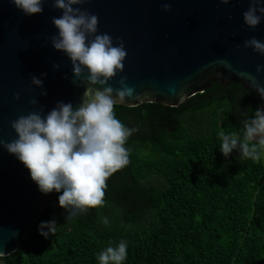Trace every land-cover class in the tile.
I'll return each mask as SVG.
<instances>
[{"label": "trees", "instance_id": "trees-1", "mask_svg": "<svg viewBox=\"0 0 264 264\" xmlns=\"http://www.w3.org/2000/svg\"><path fill=\"white\" fill-rule=\"evenodd\" d=\"M253 92L218 82L175 107L117 104L135 131L129 164L107 178L105 204L68 215L58 196L2 264H99L98 253L128 242L124 264H264V160L219 151V133H242ZM107 216L109 224H103ZM55 219L44 238L41 221Z\"/></svg>", "mask_w": 264, "mask_h": 264}, {"label": "water", "instance_id": "water-1", "mask_svg": "<svg viewBox=\"0 0 264 264\" xmlns=\"http://www.w3.org/2000/svg\"><path fill=\"white\" fill-rule=\"evenodd\" d=\"M163 3H171L170 12L162 10ZM52 4L45 0L41 14L25 16L10 0H0V139H15L11 121L41 106L42 115L59 100L78 106L86 87L73 85L70 59L51 45L58 31L52 17L62 15ZM248 6L249 0L226 5L220 0H87L79 7L98 16L97 34H109L114 43L117 37L124 41V69L109 83L119 88L121 76H126L138 99L123 105L175 107L211 83L226 87L236 82L253 92L264 110V99L251 88L252 76L264 85V73H256L264 56L243 46L252 37L264 41V21L255 29L246 26L243 12ZM41 73H47L42 78L44 96L31 84V76ZM15 93L19 99H14ZM33 99L38 103L31 104ZM56 194L41 193L24 164L0 147V257L19 248Z\"/></svg>", "mask_w": 264, "mask_h": 264}, {"label": "clouds", "instance_id": "clouds-1", "mask_svg": "<svg viewBox=\"0 0 264 264\" xmlns=\"http://www.w3.org/2000/svg\"><path fill=\"white\" fill-rule=\"evenodd\" d=\"M10 2L25 16H32L43 12L45 0ZM229 2L220 0L225 5ZM85 3L87 0H53L52 4L62 10V15L52 17L58 31L51 37V45L70 59L73 85H86L79 105L59 100L43 115L41 106L40 111L11 121L15 139H0V147L24 164L41 193H61L58 203L68 213L66 220L105 204L107 178L129 164L125 145L137 131L120 121L115 112L117 104L138 99L135 87L128 86L126 76H121L119 88L114 89L109 83L124 69L127 55L124 41L117 37L114 43L109 34H97L98 16L79 7ZM161 7L165 12L172 9L171 3H163ZM243 21L252 29L264 21V0H249ZM243 46L264 56V41L252 37ZM53 67L59 69L60 65ZM256 73H264V64L256 65ZM46 75L31 76V84L41 89V96L47 95L42 79ZM251 80V88L264 99V85L256 82L255 76ZM19 98V93H15L14 99ZM30 103L35 105L38 101L33 99ZM245 117L240 135L219 133V151L227 158L236 150L242 158L260 162L264 160V110L258 108L251 116L245 113ZM102 222L107 226L108 217ZM57 227L55 219L41 221L38 232L47 239ZM127 249L128 242L121 240L100 251L96 259L99 264H124Z\"/></svg>", "mask_w": 264, "mask_h": 264}, {"label": "rangeland", "instance_id": "rangeland-1", "mask_svg": "<svg viewBox=\"0 0 264 264\" xmlns=\"http://www.w3.org/2000/svg\"><path fill=\"white\" fill-rule=\"evenodd\" d=\"M0 264H2V262H0Z\"/></svg>", "mask_w": 264, "mask_h": 264}]
</instances>
